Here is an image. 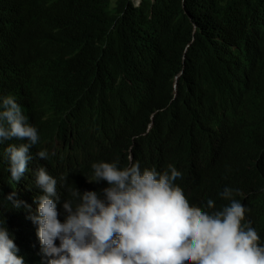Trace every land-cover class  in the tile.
Instances as JSON below:
<instances>
[{"label": "trees", "instance_id": "16d2710c", "mask_svg": "<svg viewBox=\"0 0 264 264\" xmlns=\"http://www.w3.org/2000/svg\"><path fill=\"white\" fill-rule=\"evenodd\" d=\"M110 3L0 0V96L14 95L42 128L46 113L56 122L81 94L76 119L120 133L115 153L52 169L61 199L73 187L106 186H85L92 162L126 165L131 147H151L160 170L172 164L181 172L178 186L194 208L209 198L220 208L229 201L218 193L239 189L232 198L246 199L264 243V0ZM223 111L226 136L200 152L195 124ZM7 179L1 163L0 224ZM15 237L25 264H41L36 227L22 220Z\"/></svg>", "mask_w": 264, "mask_h": 264}, {"label": "clouds", "instance_id": "9594fccd", "mask_svg": "<svg viewBox=\"0 0 264 264\" xmlns=\"http://www.w3.org/2000/svg\"><path fill=\"white\" fill-rule=\"evenodd\" d=\"M132 1L139 6L142 0ZM80 97L65 102L54 123L46 113L39 128L14 95L0 96V164L7 166L11 191L4 219L12 230L0 224V264H25L14 243L22 220L36 227L41 264H264V243L248 219L246 199L232 198L239 189L219 192L229 201L220 208L211 198L194 208L178 186L181 172L172 164L160 170L151 147H131L126 165L92 162L85 186H106L73 187L71 198L61 199L52 169L115 153L121 138L112 125L77 120ZM225 119L223 111L195 124L200 152L224 139ZM21 206L22 212L15 210Z\"/></svg>", "mask_w": 264, "mask_h": 264}, {"label": "rangeland", "instance_id": "374dc122", "mask_svg": "<svg viewBox=\"0 0 264 264\" xmlns=\"http://www.w3.org/2000/svg\"><path fill=\"white\" fill-rule=\"evenodd\" d=\"M116 0H111V3H110V10H112L113 9V6H114V2H115ZM134 1H136V3H138L140 0H134Z\"/></svg>", "mask_w": 264, "mask_h": 264}]
</instances>
